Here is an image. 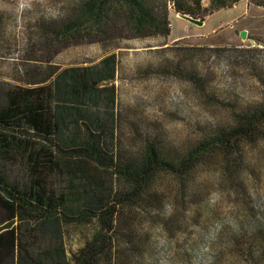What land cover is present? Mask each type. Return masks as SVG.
I'll use <instances>...</instances> for the list:
<instances>
[{"label":"trees","instance_id":"1","mask_svg":"<svg viewBox=\"0 0 264 264\" xmlns=\"http://www.w3.org/2000/svg\"><path fill=\"white\" fill-rule=\"evenodd\" d=\"M238 1L210 0L202 7L201 0H174V7L193 17L204 14V20ZM248 1L264 6V0ZM73 10L69 19L54 21L52 40L104 33L120 15L136 37L167 39L170 33L161 0H75ZM165 45L160 49L178 50L181 59L161 63L155 72L191 79L199 92L206 91L209 76L185 61L203 52L236 53L230 68L245 62L244 70L264 84L259 46ZM115 56L102 60L103 70L66 68L54 83L55 67L45 72L32 66L21 72L23 85L7 83L1 92L0 206L6 219L0 225V261L17 250V264H170L209 247L212 256L203 262L213 257V264H264V97L243 99L233 85L205 92L224 106L227 119L191 123L193 137L182 142L143 112L120 113L118 123H108L83 106L101 77L113 76ZM113 88L101 91L107 105L114 104ZM125 124L135 142L122 132ZM5 162L19 164L23 179L4 172ZM104 173L112 177L109 184ZM64 225L89 231L81 230L79 244L68 248L60 232ZM190 228L192 251L178 240L168 243Z\"/></svg>","mask_w":264,"mask_h":264},{"label":"rangeland","instance_id":"2","mask_svg":"<svg viewBox=\"0 0 264 264\" xmlns=\"http://www.w3.org/2000/svg\"><path fill=\"white\" fill-rule=\"evenodd\" d=\"M161 1L167 3L171 21L167 39L160 35L134 36L124 16L120 15L115 24L105 25L104 33L58 41L52 40L51 27L54 28L55 20L61 22L64 18L69 19L75 15V0H0V95L9 87L7 83L12 87L23 85L26 75L21 72L32 66H40L45 72L55 67L57 73L51 78L54 83L58 73L66 68L88 67L92 71L103 70L102 60L115 54L113 76L106 73L101 77L95 85L98 91L90 94L91 97L83 106L86 112L97 115L108 123L111 120L118 123L120 113L126 116L133 112H143L148 118L164 122L167 132L179 142L193 137L190 132L194 127L192 124L206 125L227 119L224 106L207 99L205 92L218 93L222 88L233 85L241 91L243 99L257 100L264 97V84L244 70L245 62L242 61L243 66H236L235 70L230 68L231 63H235L230 59L236 53L215 57L203 52L204 56L197 55L185 61L186 66H192L199 74L209 76L204 93L199 92L191 79L155 72L161 63L177 62L181 59L177 54L178 50L170 47L160 49L166 42L165 46H259L261 52L259 58L257 57V67L264 75V46L251 42L252 39L264 43V6L240 0L233 6L219 8L206 15L203 23L199 24L180 16L174 7V0ZM209 5L210 0H201L202 7ZM203 15L198 14L195 18L201 19ZM243 31L246 32V37L243 36ZM147 66L152 68L149 73L145 70ZM112 85L114 104L107 105L101 91ZM125 125L122 126V132L126 134L127 140L133 138L135 142L127 124ZM2 170L15 181L23 179L21 176L24 171L19 164L5 162ZM104 175L109 184L112 181L111 175ZM65 178L69 179L67 174ZM210 196L212 201L217 199L215 192ZM5 219L6 211L0 206V225ZM156 226L159 232V225ZM45 228L50 230L49 227ZM81 230L89 231L86 227ZM81 230L66 225L61 227L63 241L68 248L79 244ZM190 230L192 231L188 235L183 231L178 232L168 243L178 240L192 251L193 247L189 246L187 236L190 233L195 235V229ZM155 235L159 238L158 234ZM157 243H162L160 238ZM208 250L209 247L200 249L196 255L198 257L192 256L185 261L173 258L170 264H213V257L202 261L206 254L212 256ZM220 263L230 264L228 259ZM0 264H17V250L6 255Z\"/></svg>","mask_w":264,"mask_h":264},{"label":"water","instance_id":"3","mask_svg":"<svg viewBox=\"0 0 264 264\" xmlns=\"http://www.w3.org/2000/svg\"><path fill=\"white\" fill-rule=\"evenodd\" d=\"M178 14L180 16H182L183 18L191 20V21H193L195 23H199V24L203 23V20L195 18V17H193V16H191L189 14H186V13H183V12H178ZM242 34H243L244 37H246V32L245 31H243ZM251 42H252V44H260V45L264 46V43H259V42H256V41L252 40V39H251Z\"/></svg>","mask_w":264,"mask_h":264}]
</instances>
